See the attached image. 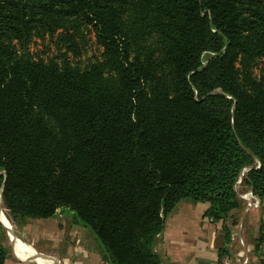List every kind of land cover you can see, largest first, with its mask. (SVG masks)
Instances as JSON below:
<instances>
[{
  "label": "trees",
  "instance_id": "16d2710c",
  "mask_svg": "<svg viewBox=\"0 0 264 264\" xmlns=\"http://www.w3.org/2000/svg\"><path fill=\"white\" fill-rule=\"evenodd\" d=\"M91 37L101 53L82 66ZM46 38L55 55L34 56ZM246 192L264 201V0H0L13 223L61 214L105 264H164L181 201L208 204L228 241Z\"/></svg>",
  "mask_w": 264,
  "mask_h": 264
},
{
  "label": "crops",
  "instance_id": "0c3cea01",
  "mask_svg": "<svg viewBox=\"0 0 264 264\" xmlns=\"http://www.w3.org/2000/svg\"><path fill=\"white\" fill-rule=\"evenodd\" d=\"M246 204L243 201L242 208L232 214L238 219L231 227L236 238L230 236L227 241L223 223L204 216L208 204L181 201L166 218L157 254L164 264H219L220 252L227 249L235 258L239 251L245 252L249 264H264V201L249 211ZM13 224L15 235L5 230L10 229L6 220L0 224V248L7 250L3 264H71L77 246L84 255L74 264H105L95 243L87 247L85 229L64 215Z\"/></svg>",
  "mask_w": 264,
  "mask_h": 264
},
{
  "label": "rangeland",
  "instance_id": "374dc122",
  "mask_svg": "<svg viewBox=\"0 0 264 264\" xmlns=\"http://www.w3.org/2000/svg\"><path fill=\"white\" fill-rule=\"evenodd\" d=\"M31 52L33 53L34 56L36 57H40V58H46V57H50V56H54L55 55V50L53 48V46L51 45V43L49 42V40L46 38L44 41L40 42L38 40H34L33 44L31 45ZM100 49L97 47V45L94 42V39L91 37V40L89 42V46L87 47V50L84 52V54L82 55L81 59L78 60L80 61L82 66H85L89 61H93L99 58L100 56ZM256 74H259V69L255 70ZM245 194V193H243ZM246 194H248V192H246ZM260 204V202H259ZM259 207V206H258ZM2 214L3 216H1L2 218V223L3 220H6L8 222V224L10 225V229H8L7 227H5V230L8 232V234L10 235V233H12V235H15V226L13 224V221L11 220V218L9 217V215L6 213V211L4 209H2ZM87 233V241L89 242L87 247H94L96 244V241L94 240V238L90 235L89 231L85 230ZM78 245V242H76ZM95 243V245H94ZM80 245H83L80 243ZM75 251H73L74 254V259H71L72 262L71 264H74L75 262H78V258H80V256L84 255V252L82 253L81 250L78 249V246L76 249H74Z\"/></svg>",
  "mask_w": 264,
  "mask_h": 264
},
{
  "label": "built area",
  "instance_id": "2783aa9c",
  "mask_svg": "<svg viewBox=\"0 0 264 264\" xmlns=\"http://www.w3.org/2000/svg\"><path fill=\"white\" fill-rule=\"evenodd\" d=\"M239 198L242 201H247L246 211H249V210L254 209V208H258V206H259L258 199L255 196H253L251 193L241 194L239 196ZM0 214H1V216H3L1 209H0ZM230 236H231L232 239L236 238L235 234L231 233ZM219 264H249V260H248V257L246 256L245 252L239 251L236 254V258L234 256H232V254L224 255L220 259Z\"/></svg>",
  "mask_w": 264,
  "mask_h": 264
}]
</instances>
